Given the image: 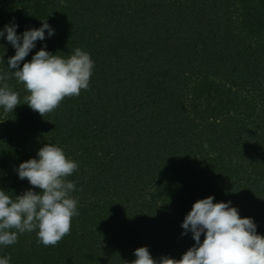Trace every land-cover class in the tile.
Wrapping results in <instances>:
<instances>
[{
	"label": "trees",
	"instance_id": "trees-1",
	"mask_svg": "<svg viewBox=\"0 0 264 264\" xmlns=\"http://www.w3.org/2000/svg\"><path fill=\"white\" fill-rule=\"evenodd\" d=\"M46 20L54 34L21 67L45 45L64 58L80 48L94 61L89 89L42 117L24 104L30 93L7 68L15 49L0 37V75L21 103L0 106V190L32 188L20 163L59 146L78 165L67 179L79 214L57 245L25 232L0 258L127 264L147 247L180 259L195 244L181 224L208 196L264 236V0H0V30Z\"/></svg>",
	"mask_w": 264,
	"mask_h": 264
},
{
	"label": "clouds",
	"instance_id": "clouds-1",
	"mask_svg": "<svg viewBox=\"0 0 264 264\" xmlns=\"http://www.w3.org/2000/svg\"><path fill=\"white\" fill-rule=\"evenodd\" d=\"M19 26L13 21L0 30L15 49L8 58V69L29 95L24 97L33 111L42 117L58 108L66 97H78L88 90L94 61L90 53L76 48L67 58L46 51V45L21 62L36 47V41L54 34L46 21L40 28L17 34ZM7 73L0 75V106L13 111L20 103L19 94L5 81ZM207 147V145H205ZM38 158L20 163L17 172L21 180L27 179L32 188L10 197L0 190V245H14L18 234L37 231V239L45 247L57 245L71 230L72 218L78 215L77 200L70 196L75 184L67 177L78 168L66 157L59 146L46 143L37 152ZM184 232H191L195 244L180 259L162 256L154 259L147 247L134 250L135 259L127 264H264V236L250 217H241L231 202H215L214 197L197 200L181 224ZM203 234V241L201 236ZM10 257L0 258V264H9Z\"/></svg>",
	"mask_w": 264,
	"mask_h": 264
}]
</instances>
